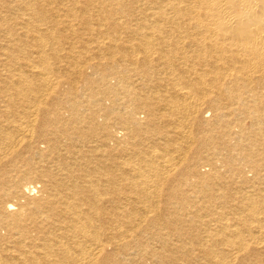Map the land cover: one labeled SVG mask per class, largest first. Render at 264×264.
<instances>
[{
  "label": "bare ground",
  "instance_id": "obj_1",
  "mask_svg": "<svg viewBox=\"0 0 264 264\" xmlns=\"http://www.w3.org/2000/svg\"><path fill=\"white\" fill-rule=\"evenodd\" d=\"M0 264H264V0H0Z\"/></svg>",
  "mask_w": 264,
  "mask_h": 264
}]
</instances>
